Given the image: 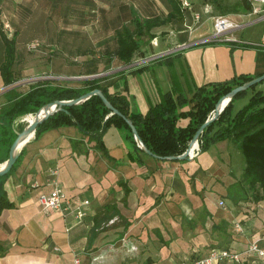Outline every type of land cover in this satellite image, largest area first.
<instances>
[{"label": "crops", "instance_id": "crops-1", "mask_svg": "<svg viewBox=\"0 0 264 264\" xmlns=\"http://www.w3.org/2000/svg\"><path fill=\"white\" fill-rule=\"evenodd\" d=\"M169 12L161 0H0V64L5 60L2 34L12 39L16 29H47L57 21L62 46L52 80H76L71 86H79L92 77L120 79L130 112L142 114L165 94L190 97L196 87L264 73V21L228 35L244 44H202L213 31L210 20L195 30L188 22L167 23L152 30V40L142 37L131 64L105 56L117 49L118 31L133 33L137 20H164ZM69 28L75 34L72 49L64 47L73 43ZM163 29L168 34L160 38ZM169 44L175 54L164 61ZM27 58L20 56L21 74L32 69L23 66ZM8 89L0 76V112ZM256 91L264 93V83ZM102 138L100 149L77 126H67L30 139L16 166L0 178V198L14 204L0 213V264H186L212 249L241 254L240 263L224 264H264L250 250L257 239L264 250V201L243 182L245 161L237 143L225 140L193 159L164 160L137 152L124 129L112 126ZM6 149L0 143V150ZM6 152L0 166L9 158ZM55 184L70 197L90 201L82 224L73 226L72 217L42 209L39 197Z\"/></svg>", "mask_w": 264, "mask_h": 264}, {"label": "trees", "instance_id": "trees-1", "mask_svg": "<svg viewBox=\"0 0 264 264\" xmlns=\"http://www.w3.org/2000/svg\"><path fill=\"white\" fill-rule=\"evenodd\" d=\"M161 1L170 8L166 18L162 20L155 17L143 23L137 20L136 30L133 33L128 32L127 29L118 31L117 49L107 51L105 53L107 58L115 56L118 60L131 64L134 56L141 50L142 37L148 36L151 40L154 38L151 34L154 28L167 23L183 26L188 22L191 26L193 14H202L192 5L190 11L185 9L182 0ZM208 2L213 17L238 16L252 10L248 0H236L234 3L229 0H208ZM16 30L12 39L2 34L5 60L0 64V76L4 85L9 88L4 93L6 104L0 112V143L8 152L17 138V133L24 129L19 128L18 122L25 117L35 116L51 103L73 101L91 91L101 90L110 104L133 123L139 139L153 156L159 159L179 157L186 152L199 129L215 113L223 97L228 96L235 88L264 74L240 75L229 81L196 87L190 97L184 94L173 96L168 93L165 94L162 102L150 108L147 113H132L124 93L125 88L120 85V79H109V77L87 79L77 82L79 86H71L72 81L58 83L49 79L32 83L28 87L16 85L22 79L20 67L22 53L17 48V38L21 29ZM86 52L87 55L96 54L94 51ZM172 57L174 55L170 54L164 58V61ZM90 62L94 65L99 64V61L95 60ZM109 64L110 59L106 66ZM96 71H98L97 67L93 72L97 73ZM258 85L237 94L223 112L206 127L199 141L201 151H207L214 144L225 140L237 143L245 161L243 182L254 192L256 200L264 201V93L256 91ZM250 91L252 94L247 104L235 109V103L245 98ZM122 116L113 114L103 100L95 95L78 105L58 108L56 113L38 126L35 137L61 127L77 126L101 149L104 148L102 138L104 132L115 126L127 132V139L131 141L137 152L143 151L131 127ZM182 120H188V123L184 126L181 124ZM12 207L14 204L5 196L0 198V213Z\"/></svg>", "mask_w": 264, "mask_h": 264}, {"label": "built area", "instance_id": "built-area-1", "mask_svg": "<svg viewBox=\"0 0 264 264\" xmlns=\"http://www.w3.org/2000/svg\"><path fill=\"white\" fill-rule=\"evenodd\" d=\"M252 5V10L247 14L238 16H215L213 17V31L208 36L201 40L202 44H209L214 42H229L234 41L243 43L241 40L229 37L228 35L240 31L245 27L253 23L264 21V0H248ZM183 7L191 10V4L183 1ZM209 10V9H208ZM210 11V10H209ZM237 17V18H234ZM240 18V20L238 19ZM246 19V21H241ZM194 26L201 23V14H193ZM193 25L188 27L193 30ZM188 45H181L180 49L186 48ZM1 92V91H0ZM201 152L200 141L189 153V158L193 159ZM39 204L46 213L59 212L64 218L72 217L73 226L80 225L84 222L88 215L87 207L90 205L89 200L77 199L70 197L58 184H55L54 189L49 194H42L39 197ZM224 206V202L220 203ZM112 220L110 223H114ZM236 229L241 231L242 228L239 224L236 225ZM262 239L255 240L250 247V250L255 252L258 256L264 258V250L260 248V242ZM227 262L240 263L241 254L232 252L229 249H212L206 257H194L190 263L186 264H224ZM78 263V262H77Z\"/></svg>", "mask_w": 264, "mask_h": 264}, {"label": "rangeland", "instance_id": "rangeland-1", "mask_svg": "<svg viewBox=\"0 0 264 264\" xmlns=\"http://www.w3.org/2000/svg\"><path fill=\"white\" fill-rule=\"evenodd\" d=\"M182 1H186L189 4L192 5L193 8H195L196 10L202 12L201 14V23L199 25H195L194 26V21L192 19V25L193 30H195L196 28H198L199 26L203 25V23L206 20H210L211 22H213L214 24V20H213V15L211 14V7L208 5V0H182ZM231 3H234L236 0H229ZM210 11H209V10ZM190 11V10H188ZM237 18V17H234ZM53 24H57V21H53L51 27L44 29V28H40L38 26H35L33 28H26V27H22L21 28V34L19 36V49L20 52L26 56L27 55V61L24 60L23 62V66L26 67L27 64H29V67H31L32 69L30 70V72H26V70L23 72L22 75V79L20 82L17 83V85H28L30 83H36L38 81H43V80H47V79H54L53 77L51 78V73L53 72V70L58 68V65L56 64V62L58 61V56H59V50L60 47L62 45L58 44L57 40H58V36L60 31H63L62 28H59L58 24L57 26H54ZM191 25V26H192ZM248 27H245L244 29L240 30V32H243L245 29H247ZM9 29V28H8ZM71 29L68 30V35H70V41H74V37L75 34L72 32L74 31L73 28H69ZM164 32H162V34H160V38L164 37L168 34L167 31H165V29H163ZM33 37L35 38L36 41H34L33 43H31L30 45H27V43L22 42V40H24L27 37ZM166 38V37H165ZM164 38V40H165ZM146 39V38H145ZM79 41L82 40V38L78 39ZM53 41H56L55 43ZM75 44L73 43H69L68 45H64V47H66L67 49H72L74 48ZM171 47H173L172 44L167 45V47L165 48L166 51H168V55L174 53V50L171 49ZM168 49V50H167ZM58 56H57V53ZM56 55V56H55ZM48 60H52V64H51V68L48 67ZM56 80V79H55ZM58 83L59 82H65V81H76V80H70V79H58L56 80ZM264 83L261 82L260 84ZM2 93V92H0ZM251 93V91L249 92ZM249 99V96L246 97L245 99L242 100H238L236 102L237 105V109L243 107L245 104H247ZM29 121H24L21 120L20 122H18V126L19 128H25L27 127L29 124ZM7 151V149H6ZM6 151H1L0 150V158H2L3 156H7V152Z\"/></svg>", "mask_w": 264, "mask_h": 264}, {"label": "water", "instance_id": "water-1", "mask_svg": "<svg viewBox=\"0 0 264 264\" xmlns=\"http://www.w3.org/2000/svg\"><path fill=\"white\" fill-rule=\"evenodd\" d=\"M92 78H96V77H92ZM263 81H264V74L259 76V77L252 79L251 81H249V82H247V83H245V84H243L237 88H235L228 96L223 97L219 101V103L216 107L215 113L199 129V131L195 135L194 139L191 141L189 148L186 150V152L182 156L165 158L164 160H188L189 159V157H188L189 153L196 146L197 142L199 141V138L201 137V135L205 131L206 127L223 112V110L227 107V105L231 102V100L237 94L244 92V91H248L249 89L260 84ZM95 95L99 96L103 100V102L113 112V114H117V115L122 116V114L118 110H116L112 104H110V102L104 96V94L102 93L101 90L91 91V92L87 93L86 95L80 97L79 99H76L73 101H68V102L57 101L55 103H51V104L45 106L41 111H39L35 115L34 121H32L27 127H25L22 132L17 133V138L10 148L9 158L0 168V178L5 176L6 174H8L12 170V168L14 167V165L17 163L18 159L20 158V155L22 153V149L30 141V138H32L35 135L38 126L40 124H42L48 117H50L51 115L56 113L58 111V108H61L65 105H78V104L88 100L90 97L95 96ZM122 117L126 120L127 124L131 127L132 133L135 136V138H136L137 142L139 143V145L141 146V148L143 149V151L145 153H147L148 155L153 156L151 154V152L146 149L144 144L139 139L137 130L135 129L133 123L130 120L126 119L125 116H122ZM153 157L157 158L156 156H153Z\"/></svg>", "mask_w": 264, "mask_h": 264}, {"label": "bare ground", "instance_id": "bare-ground-1", "mask_svg": "<svg viewBox=\"0 0 264 264\" xmlns=\"http://www.w3.org/2000/svg\"><path fill=\"white\" fill-rule=\"evenodd\" d=\"M35 116H27V117H25L23 120L26 122V121H29V123L28 124H30L32 121H34V118ZM31 139V138H30ZM2 166H0V168H1Z\"/></svg>", "mask_w": 264, "mask_h": 264}]
</instances>
